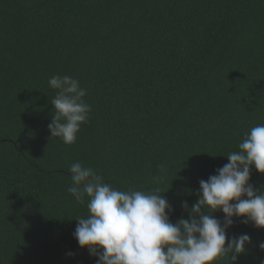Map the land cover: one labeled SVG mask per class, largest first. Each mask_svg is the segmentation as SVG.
<instances>
[{
  "label": "trees",
  "instance_id": "obj_1",
  "mask_svg": "<svg viewBox=\"0 0 264 264\" xmlns=\"http://www.w3.org/2000/svg\"><path fill=\"white\" fill-rule=\"evenodd\" d=\"M54 75L91 106L71 145L47 127ZM258 124L264 0H0V264H96L73 237L88 215L67 191L73 163L117 190L165 191L175 223ZM249 182L264 189V174ZM233 219L227 234L251 238L237 264H261L264 229Z\"/></svg>",
  "mask_w": 264,
  "mask_h": 264
},
{
  "label": "clouds",
  "instance_id": "obj_2",
  "mask_svg": "<svg viewBox=\"0 0 264 264\" xmlns=\"http://www.w3.org/2000/svg\"><path fill=\"white\" fill-rule=\"evenodd\" d=\"M48 84L56 90L50 102V137L74 144L91 112L83 99L87 91L69 75H54ZM238 147L216 174L199 181L197 201L191 208L187 201L181 203L188 218L175 223L170 221L173 208L162 195L165 191L117 190L93 168L73 163L69 169L72 185L67 191L77 203L88 198V215L76 218L73 232L78 246L96 257V264H214L224 257L237 264L238 257L248 251L251 238L227 234L233 218L243 217L242 224L264 229V189L249 182L253 167L264 174V124L251 128ZM160 172L153 178L156 182L167 173L165 165L160 166ZM217 211L223 213L222 220L215 218ZM258 248L264 251V242Z\"/></svg>",
  "mask_w": 264,
  "mask_h": 264
}]
</instances>
